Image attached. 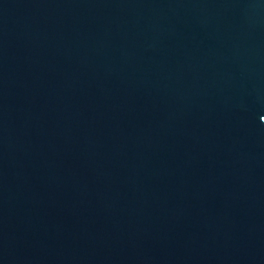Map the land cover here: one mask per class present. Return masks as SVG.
<instances>
[{
    "label": "water",
    "instance_id": "95a60500",
    "mask_svg": "<svg viewBox=\"0 0 264 264\" xmlns=\"http://www.w3.org/2000/svg\"><path fill=\"white\" fill-rule=\"evenodd\" d=\"M0 264H264V0H0Z\"/></svg>",
    "mask_w": 264,
    "mask_h": 264
}]
</instances>
